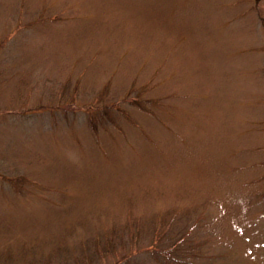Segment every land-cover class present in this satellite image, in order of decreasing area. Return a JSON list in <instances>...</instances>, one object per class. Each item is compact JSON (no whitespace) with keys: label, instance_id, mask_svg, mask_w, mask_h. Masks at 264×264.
Segmentation results:
<instances>
[{"label":"rangeland","instance_id":"rangeland-1","mask_svg":"<svg viewBox=\"0 0 264 264\" xmlns=\"http://www.w3.org/2000/svg\"><path fill=\"white\" fill-rule=\"evenodd\" d=\"M0 264H264V0H0Z\"/></svg>","mask_w":264,"mask_h":264},{"label":"trees","instance_id":"trees-1","mask_svg":"<svg viewBox=\"0 0 264 264\" xmlns=\"http://www.w3.org/2000/svg\"><path fill=\"white\" fill-rule=\"evenodd\" d=\"M138 102H140V99L138 98V99H133V101H132V104L133 105H135V106H140L139 105V103ZM161 236H165L166 237V234L165 235H161ZM168 236H171V235H168ZM166 239V238H165ZM168 240H171V241H173L174 239L173 238H167Z\"/></svg>","mask_w":264,"mask_h":264}]
</instances>
